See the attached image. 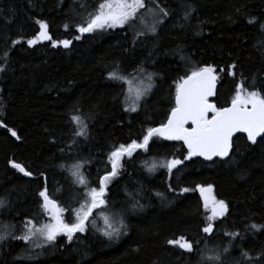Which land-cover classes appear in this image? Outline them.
I'll use <instances>...</instances> for the list:
<instances>
[{"label": "trees", "instance_id": "1", "mask_svg": "<svg viewBox=\"0 0 264 264\" xmlns=\"http://www.w3.org/2000/svg\"><path fill=\"white\" fill-rule=\"evenodd\" d=\"M100 2L0 0V198L6 201L0 226H15L0 240V264H264V135L255 143L235 136L230 156L210 163L195 156L184 160L188 151L180 141L153 137L148 151L122 158L105 190L104 211L113 223L123 219L125 236L123 229L109 239L88 222L71 241L14 238L24 234L25 221H48L39 196L45 188L65 209V222L74 223L72 210L87 189L75 182L70 166L80 163L89 187L98 189L100 177L111 171L113 146L141 142L148 128L165 123L176 83L193 69H216L218 108L230 104L241 82L264 93V0H145L154 17L142 11L144 25L136 20L79 33L77 25ZM157 5L169 15H159ZM37 21L48 25L51 40L30 46L40 31ZM153 24L155 32L149 31ZM62 40L70 46L53 47ZM117 68L128 83L153 74V87L135 112L125 111L128 83L109 78ZM74 115L87 125L85 136L74 134ZM173 157L183 164L172 173L148 170ZM198 185H211L214 198L228 205L211 233L203 232L208 218ZM181 236L192 252L167 243ZM217 255L218 261L207 259Z\"/></svg>", "mask_w": 264, "mask_h": 264}, {"label": "snow or ice", "instance_id": "2", "mask_svg": "<svg viewBox=\"0 0 264 264\" xmlns=\"http://www.w3.org/2000/svg\"><path fill=\"white\" fill-rule=\"evenodd\" d=\"M157 8H159L158 5ZM142 11L148 13L153 12V9L146 8L145 0H101L97 9L89 13L85 23L77 25L76 30L81 34L92 33L97 30L124 27L125 25L134 23L136 20H139L144 25L145 18L141 15ZM159 15L167 16L169 13L163 8H159ZM161 22V20L156 21V23ZM253 22V20L249 21V23ZM37 23L40 28L39 37L41 39L51 40V37L47 33L48 25L42 21H37ZM149 31L155 32V24L149 28ZM144 34L143 31L136 33L137 36ZM79 38L76 37V39ZM13 43H19V41H13ZM35 43H37L36 39H30L28 41L30 46ZM59 43L65 48H68L71 41L63 40ZM56 46L57 42L53 41V47ZM3 70V68H0V71ZM143 71V69H140V72ZM215 72L216 69L209 65L195 68L186 77H182L176 83L175 107L171 109L167 122L157 128H148L141 142L132 140L128 144L113 146V149L108 154L111 171L100 177L98 189L89 187L88 181L80 171L82 167L80 163L70 166V172L75 182L87 189L80 207L72 210L75 215L74 223L65 222L63 218L65 209L50 197L45 188L39 192V196L43 200L41 207L49 215V222L37 226L32 220H27L23 226L24 234L14 238L30 242L35 237H41L43 240L51 242L58 235L64 234L71 241L75 233L85 231L86 223L93 216V210L95 209H101V215L107 225L102 234L109 239L119 237L122 234V230L127 226L124 224L123 219L115 223L109 222V216L105 214L106 201L104 197L107 183L118 175L122 158L124 156L131 157L137 149L148 151L150 141H152L153 137L159 136L165 140L183 141V144L188 150V154L184 157V160L191 159L193 156H203L206 160H211L213 157H227L229 150L232 148L233 134L236 132L247 133L248 140L255 143L256 137L264 133V93L257 90H248L245 87V82H241L236 85L235 94L231 99V105L229 107L218 108L208 101V97L215 94L217 81ZM230 74L234 75V73ZM109 78L128 83L118 68L109 73ZM152 81L153 74L148 73L144 80L141 81L142 86L137 87L135 90L129 89V94L125 98L129 106L125 108V111H137L139 101L152 89ZM209 113H211V118H209ZM71 119L77 126L74 134L76 136H85L87 125L84 123L83 118L79 115H74ZM189 122L191 123V127H185ZM9 131L12 136L19 139L15 131L11 129ZM10 163L13 168L25 176L32 175L21 164L15 162ZM181 164H183V160L173 157L162 161H154L148 170L155 171L157 167H161L166 168L169 173H172L173 169H178V166ZM197 188L204 199L206 209L211 199L212 215L209 217V220L218 216L222 217L227 213L228 205L225 201H218L214 197H210L212 192L211 185L207 188L198 185ZM182 191L187 192L188 189H182ZM157 195L160 194L158 193ZM5 205L6 201L0 198V208ZM14 227V225L0 226V240L6 239ZM251 227L259 230L260 226L253 224ZM212 231L213 226L211 224L203 228L204 233H211ZM228 235L235 237L239 234L228 233ZM167 243L176 245L187 252L193 251L192 243L183 236L178 239L168 240ZM243 255L245 257L248 256L247 253H243ZM207 259L218 261L220 257L217 255L208 257Z\"/></svg>", "mask_w": 264, "mask_h": 264}, {"label": "rangeland", "instance_id": "3", "mask_svg": "<svg viewBox=\"0 0 264 264\" xmlns=\"http://www.w3.org/2000/svg\"><path fill=\"white\" fill-rule=\"evenodd\" d=\"M148 15H149V17H151L152 19H153V17H154V12H152V13H148ZM36 40H38V38H36ZM63 41V40H62ZM57 43H59V42H57ZM141 79V78H140ZM142 80H144V79H141L140 81L139 80H134L133 82L131 81V82H129L128 83V86H127V93L129 94V89H132V90H135L137 87H140V86H142L141 85V81ZM146 82V81H145ZM149 93V92H148ZM133 94H134V91H133ZM148 95V94H147ZM146 95V96H147ZM146 96H144V97H142V99H144ZM141 99V100H142ZM140 100V101H141ZM129 106V105H128ZM205 187V186H204ZM205 188H207V187H205ZM201 197V199H202V201H203V204H204V199H203V197L202 196H200ZM210 197H214L213 196V193L211 192V194H210ZM204 208H205V206H204ZM211 208H212V203H211V199L209 200V205H208V208L206 209L205 208V210L204 211H206V213H207V218H208V221H207V223L208 224H212V222H213V220H215V219H218L220 216H218V217H216V218H214V219H211V220H209V217L212 215V212H211ZM105 214H107L106 212H105ZM47 215V219H48V221L47 222H49V215L48 214H46ZM46 222V223H47ZM88 222H91V224L100 232V233H102L103 232V230L104 229H106V227H107V225L105 224V221H104V219H103V216L101 215V209H95V210H93V216L92 217H90V220L88 221ZM87 222V223H88ZM109 222H112V221H110V219H109ZM86 223V224H87ZM113 223V222H112ZM86 227H87V225H86ZM127 230L129 231V229L128 228H125L124 229V236H125V233L127 232ZM58 236H61V237H65V239H67L68 240V238H67V236H65L64 234H60V235H58ZM57 236V237H58ZM37 241L36 243H38V242H43V241H45V240H43V238H41V237H35V238H33L30 242L31 243H33V244H36L35 242H33V241Z\"/></svg>", "mask_w": 264, "mask_h": 264}, {"label": "water", "instance_id": "4", "mask_svg": "<svg viewBox=\"0 0 264 264\" xmlns=\"http://www.w3.org/2000/svg\"><path fill=\"white\" fill-rule=\"evenodd\" d=\"M40 32V31H39ZM39 32H38V34H39ZM37 34V38H38V42L42 45V44H44V43H47L48 41H50V40H46V39H41L40 37H39V35ZM60 45L61 46H63L61 43H60ZM64 47V46H63ZM215 75L217 76V74L215 73ZM217 87H218V76H217V81H216V87H215V94L213 95V96H210V97H208V101H209V103H212V104H214V105H216L215 104V102H213L214 101V98H215V96H216V89H217ZM231 105V102H230V104L228 105V106H225V107H229ZM174 107H175V98H174ZM170 113H171V111H170ZM170 113H169V115H170ZM169 115H167V116H169ZM209 115V118H211V113H209L208 114ZM167 119H168V117H167ZM167 122V120L165 121V123ZM0 126L1 127H4V125H3V123L2 122H0ZM160 125H158V126H155L154 128H157V127H159ZM185 127H188V128H190L191 127V123L189 122L188 124H186L185 125ZM11 133V132H10ZM238 135H243L244 137H246L247 139H248V136H247V133H245V132H236V133H234L233 134V137H232V142H233V139L235 138V136H238ZM262 135H264V133H262L260 136H257L256 137V141L259 139V138H261L262 137ZM161 139H163V140H165L163 137H160ZM165 141H169V142H178V141H175V140H165ZM249 141V140H248ZM182 144H183V141H180ZM250 142H252V141H250ZM183 146H184V148L187 150V147L183 144ZM232 148H233V146H232ZM188 151V150H187ZM231 151H232V149H230L229 150V155L227 156V157H223V158H221V157H213L211 160H206L203 156H195V157H199L203 162H206V163H210V162H213L214 160H221V161H224V160H226L229 156H230V154H231ZM200 186V185H199ZM196 190L198 191V193L201 195V193H200V191L198 190V188H197V186H196Z\"/></svg>", "mask_w": 264, "mask_h": 264}]
</instances>
